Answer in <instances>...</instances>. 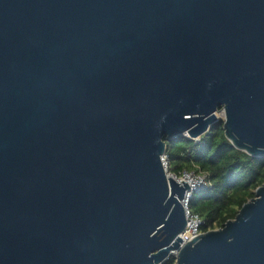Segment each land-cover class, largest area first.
<instances>
[{"label":"water","instance_id":"1","mask_svg":"<svg viewBox=\"0 0 264 264\" xmlns=\"http://www.w3.org/2000/svg\"><path fill=\"white\" fill-rule=\"evenodd\" d=\"M221 109L264 158V0H0V264H264V185L181 237L166 141Z\"/></svg>","mask_w":264,"mask_h":264},{"label":"trees","instance_id":"2","mask_svg":"<svg viewBox=\"0 0 264 264\" xmlns=\"http://www.w3.org/2000/svg\"><path fill=\"white\" fill-rule=\"evenodd\" d=\"M224 122L212 126L199 140L187 136L166 141L170 172L205 175L208 188L194 194L189 210L200 219L201 234L221 230L236 219L242 207L264 185V158H252L234 148L223 130ZM170 257L165 264H175Z\"/></svg>","mask_w":264,"mask_h":264},{"label":"built area","instance_id":"3","mask_svg":"<svg viewBox=\"0 0 264 264\" xmlns=\"http://www.w3.org/2000/svg\"><path fill=\"white\" fill-rule=\"evenodd\" d=\"M163 164H164V167L166 168V172L169 177H173L179 184L187 183L190 185L191 190L187 193L189 200L193 198L194 194L201 192L208 188L209 184L207 182V178L205 175H198L192 172L191 173L185 172L184 175L178 177L172 174L169 169L170 167H169L167 154L163 157ZM188 219H189V224L186 228V232L181 236L183 237V240L185 243L192 241L193 239H196L200 237V235H202L199 232V229L203 226V222L200 219L191 216L190 213L188 215Z\"/></svg>","mask_w":264,"mask_h":264},{"label":"rangeland","instance_id":"4","mask_svg":"<svg viewBox=\"0 0 264 264\" xmlns=\"http://www.w3.org/2000/svg\"><path fill=\"white\" fill-rule=\"evenodd\" d=\"M217 116L219 118V122H224L225 119H226V113H224V110L223 109H221L220 111H218ZM171 257H174L177 260V254L176 253L173 254Z\"/></svg>","mask_w":264,"mask_h":264},{"label":"bare ground","instance_id":"5","mask_svg":"<svg viewBox=\"0 0 264 264\" xmlns=\"http://www.w3.org/2000/svg\"><path fill=\"white\" fill-rule=\"evenodd\" d=\"M224 113H225V111H224ZM188 183H189V181H188Z\"/></svg>","mask_w":264,"mask_h":264}]
</instances>
